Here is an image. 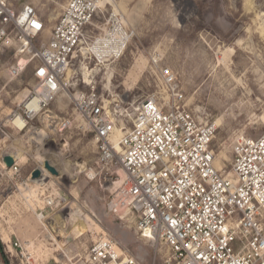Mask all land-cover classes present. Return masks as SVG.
Listing matches in <instances>:
<instances>
[{
	"label": "built area",
	"instance_id": "obj_1",
	"mask_svg": "<svg viewBox=\"0 0 264 264\" xmlns=\"http://www.w3.org/2000/svg\"><path fill=\"white\" fill-rule=\"evenodd\" d=\"M112 1L68 0L45 40L46 21L33 4L18 8L14 0H0V54L14 47L22 57L7 74L14 79L32 66L36 82L9 126L18 133L43 132L47 139L74 127L93 133L98 157L87 177L110 175L108 212L120 220L121 213L133 217L142 239L165 244L171 253L166 264H264V135L236 140L229 173L217 166L218 125L202 122L187 106L170 68L161 69V93L141 101L120 95L109 104L91 85L71 94L68 71L76 57L81 65L104 66L123 58L131 44L133 33ZM108 7L112 11L96 34L91 27ZM7 170L22 175L16 159ZM33 172L22 184L32 193L43 190V204L52 208L54 199L45 196L48 176L41 170L33 180ZM59 198L58 204L66 202ZM39 217L45 218L44 209ZM67 259L63 264H142L110 238L94 242L83 257Z\"/></svg>",
	"mask_w": 264,
	"mask_h": 264
},
{
	"label": "rangeland",
	"instance_id": "obj_2",
	"mask_svg": "<svg viewBox=\"0 0 264 264\" xmlns=\"http://www.w3.org/2000/svg\"><path fill=\"white\" fill-rule=\"evenodd\" d=\"M67 1L14 0L18 8L27 3L37 8L46 21L45 40ZM113 7L133 33L131 44L123 58L104 66L81 65L82 57H76L68 73L71 94L93 86L109 104L120 95L141 101L161 93V69L170 68L187 106L202 122L217 123V166L229 173L236 140L264 135V0H117ZM108 10L94 21L96 34L112 7ZM20 58L14 47L0 54V264H6L3 254L7 264L55 259L63 264L68 256L83 257L101 238L116 241L142 264H166L171 253L165 244L142 239L133 217L121 213L120 220L108 212L110 175L87 177L98 157L93 133L74 127L47 139L43 132L18 133L9 126L12 112L36 84L32 66L17 78L8 76V67ZM5 155L19 162L21 177L7 170ZM46 162L60 174L49 173ZM36 169L48 176L45 196L54 199L52 208L43 204V190L32 193L22 184ZM59 197L66 202L58 204Z\"/></svg>",
	"mask_w": 264,
	"mask_h": 264
},
{
	"label": "water",
	"instance_id": "obj_3",
	"mask_svg": "<svg viewBox=\"0 0 264 264\" xmlns=\"http://www.w3.org/2000/svg\"><path fill=\"white\" fill-rule=\"evenodd\" d=\"M3 162L8 169H11L15 164V159L11 155H5L3 157ZM45 169L55 176L58 175V171L53 166H51L48 162L45 163ZM41 176H42V173H41V170L39 169L34 170V172L32 173L33 180L40 179Z\"/></svg>",
	"mask_w": 264,
	"mask_h": 264
},
{
	"label": "bare ground",
	"instance_id": "obj_4",
	"mask_svg": "<svg viewBox=\"0 0 264 264\" xmlns=\"http://www.w3.org/2000/svg\"><path fill=\"white\" fill-rule=\"evenodd\" d=\"M112 3L113 4H115L113 1H112ZM69 71H71V70H69ZM69 71H68V73H69ZM70 74V73H69ZM68 74V75H69ZM90 75L88 76L87 74H86V76H85V83H87V84H89V83H91V81H90ZM18 125H21V126H23V122L21 121V120H19V121H17L16 122ZM217 124V123H216ZM118 132H120V131H117V133ZM116 133V134H117ZM116 134H115V138H114V141H115V143H116V146H117V149H118V151H120L121 149H120V147L118 146V140H119V137L117 138L116 137ZM120 134H121V132H120ZM216 164H217V159H216ZM120 172V174H121V171H119ZM58 174H60V172L58 171Z\"/></svg>",
	"mask_w": 264,
	"mask_h": 264
},
{
	"label": "trees",
	"instance_id": "obj_5",
	"mask_svg": "<svg viewBox=\"0 0 264 264\" xmlns=\"http://www.w3.org/2000/svg\"><path fill=\"white\" fill-rule=\"evenodd\" d=\"M0 246H1V243H0ZM0 249H2V247ZM3 257H4V259L6 261V264H7V258H6V256L4 254H3Z\"/></svg>",
	"mask_w": 264,
	"mask_h": 264
}]
</instances>
